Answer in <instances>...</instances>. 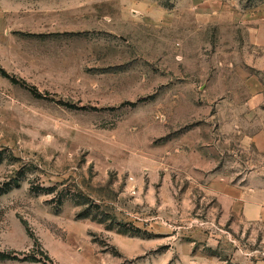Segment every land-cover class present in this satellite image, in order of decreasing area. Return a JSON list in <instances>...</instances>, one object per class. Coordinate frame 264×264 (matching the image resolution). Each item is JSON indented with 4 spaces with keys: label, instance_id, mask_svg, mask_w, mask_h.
I'll return each instance as SVG.
<instances>
[{
    "label": "rangeland",
    "instance_id": "374dc122",
    "mask_svg": "<svg viewBox=\"0 0 264 264\" xmlns=\"http://www.w3.org/2000/svg\"><path fill=\"white\" fill-rule=\"evenodd\" d=\"M0 254L264 264V0H0Z\"/></svg>",
    "mask_w": 264,
    "mask_h": 264
},
{
    "label": "trees",
    "instance_id": "16d2710c",
    "mask_svg": "<svg viewBox=\"0 0 264 264\" xmlns=\"http://www.w3.org/2000/svg\"><path fill=\"white\" fill-rule=\"evenodd\" d=\"M15 184H17L15 182ZM32 189L34 190H44L46 188L42 187V186H32ZM68 194H72L74 196V201L77 205H87V208H85L84 212L79 213L78 217H93L95 219H99L100 221H105L107 222L108 220H110L111 218H109V216L106 214H104V212H93L94 208H99L97 204H95L92 200H89V198L83 194L82 191H72V190H65V189H60L59 191H57L56 193V202L58 205H61L65 199V196ZM112 224V223H111ZM33 259L32 257H30L29 255H25L23 257H19L18 254H12L11 256L6 255V254H0V259ZM38 260V259H36ZM41 261V260H39ZM44 263V262H43Z\"/></svg>",
    "mask_w": 264,
    "mask_h": 264
},
{
    "label": "crops",
    "instance_id": "0c3cea01",
    "mask_svg": "<svg viewBox=\"0 0 264 264\" xmlns=\"http://www.w3.org/2000/svg\"><path fill=\"white\" fill-rule=\"evenodd\" d=\"M0 260H11L15 261V264H44L42 261L36 259H0Z\"/></svg>",
    "mask_w": 264,
    "mask_h": 264
}]
</instances>
